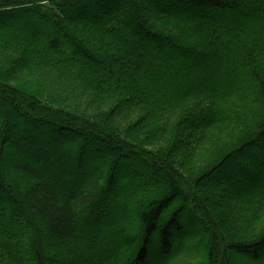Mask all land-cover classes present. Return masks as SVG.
<instances>
[{"label":"trees","instance_id":"1","mask_svg":"<svg viewBox=\"0 0 264 264\" xmlns=\"http://www.w3.org/2000/svg\"><path fill=\"white\" fill-rule=\"evenodd\" d=\"M170 49L190 67L211 55L217 71L197 87L167 79L157 65ZM92 151L103 160L76 171ZM254 163L264 0H0V264H264V181L209 193ZM106 204L135 211L136 233L102 223ZM87 232L126 253L104 257Z\"/></svg>","mask_w":264,"mask_h":264},{"label":"rangeland","instance_id":"2","mask_svg":"<svg viewBox=\"0 0 264 264\" xmlns=\"http://www.w3.org/2000/svg\"><path fill=\"white\" fill-rule=\"evenodd\" d=\"M186 10H178V16L181 17L182 15H187V11ZM207 15V13H206ZM208 17L212 18V19H219V20H223V19H229V20H238V15L236 13H231V12H211L210 14L207 15ZM19 30H22L21 28H19ZM5 33H7L8 31H4ZM13 32V31H11ZM16 32V31H15ZM16 35V34H15ZM17 37H20V40H23V42L28 41L27 36L24 34L22 35V33L17 32ZM226 36H223V38H225ZM228 38V37H226ZM145 42V41H143ZM139 43L142 44L144 46L149 47L148 44L146 43ZM181 43H186V40L184 41L183 38L181 39ZM189 43V41H187V44ZM40 44V43H39ZM151 45V44H150ZM168 44L162 45V47L164 48V50L166 49V46ZM153 46H150V48ZM39 48V47H38ZM37 48V49H38ZM119 51H117L118 53L116 54L119 58L120 61H124L127 62L128 61V57H127V52L125 50H122V48L119 47ZM172 51H163L164 56L163 58H161L160 60V65H157L158 69L161 70L163 76L167 79H174V78H184L185 80V84H190V85H194L197 87L198 83L200 81H203L208 74H212L214 72V70L217 71V69L215 68L213 61H211V55H204L202 57H198L199 59H197L198 63L193 66L190 67L187 62L186 59L183 56L181 57L178 54H181L177 49H170ZM179 53H178V52ZM207 54H211V53H207ZM185 56V55H184ZM162 57V56H160ZM159 57V58H160ZM154 59H157L156 57H153ZM158 58V59H159ZM186 64V66H185ZM136 72V70H135ZM133 74V73H131ZM137 74V72H136ZM222 74L223 76H225L224 78L227 80V82H232V81H237L235 80L236 76L229 74H224L223 70H222ZM150 72L148 73V76L150 77ZM194 77V78H192ZM234 79V80H233ZM163 80V79H162ZM241 80V79H240ZM227 83V85H228ZM149 86V85H148ZM150 87V86H149ZM154 90V87L152 86V88ZM171 92V91H170ZM35 130V129H33ZM32 130V131H33ZM36 131V130H35ZM54 142H56L57 145L62 146V145H66V150H74L72 145L74 140L72 138H61V137H57L54 138ZM72 149V150H71ZM73 152V151H72ZM102 153L98 152V151H92L91 154H89L88 156L82 157L80 159V161L77 163V161H75L74 163V168L76 171H78L81 168H84L85 165H88L89 163L94 165L95 162L97 161H101L103 160ZM248 160H251V157L247 158ZM246 169L245 170H241V171H237L235 170V174L233 171H231V175H233L232 177H230L231 182L227 183L225 182V180L223 181L221 178H219V176H215L213 178V180L211 181L210 185H209V193H213L212 190H216L217 187H219L222 191L221 194L219 193L217 195V200H221L223 197L227 196L228 194H234L236 195L235 191L238 190H244L247 189V191H253L256 189V185L255 183L258 181H264V166L259 163L258 165L252 164V165H247L245 166ZM261 169V170H259ZM247 173H251V177L248 179H245L244 175ZM73 179H71L69 182L71 183V181H73ZM68 182V181H67ZM66 182V183H67ZM68 185V183H67ZM211 188V189H210ZM242 188V189H240ZM110 202V201H109ZM108 207V204H106V206H104L102 208L101 211H106V214L101 215L100 220L102 221V223L107 224L108 228L111 231H119L120 229H124L125 232L127 233V235L129 234H135L136 233V221H135V216L134 214L136 213L135 211L133 212H127V213H122V211H120V209H110ZM108 212V213H107ZM82 223L85 227L90 228L92 227L93 224H90L88 222H86L85 220H82ZM196 226H190L187 230L189 233L191 232H196L197 230ZM90 234L87 232V237L83 238L84 242L90 247H94L97 249V251L101 250V252H103L104 257L107 256H121V254L126 253L124 251L123 253V244L120 243V245H114L112 247H110L109 245H106L104 247V249L100 248L98 246V240L96 238V240L93 242L90 239ZM127 239V238H126ZM43 241L45 242L44 244L47 245V247L51 244H54L56 242L50 241L48 242L46 240V238H43ZM234 259L242 262V264H245L244 262L249 261L248 259H244L243 257H238V256H234ZM99 260H101V258H99ZM152 261L147 262L148 264H158L157 260H154V257L151 259Z\"/></svg>","mask_w":264,"mask_h":264},{"label":"bare ground","instance_id":"3","mask_svg":"<svg viewBox=\"0 0 264 264\" xmlns=\"http://www.w3.org/2000/svg\"><path fill=\"white\" fill-rule=\"evenodd\" d=\"M259 159V158H258Z\"/></svg>","mask_w":264,"mask_h":264}]
</instances>
